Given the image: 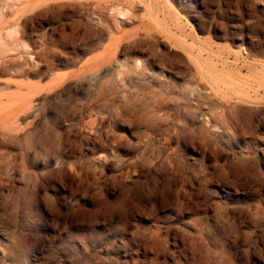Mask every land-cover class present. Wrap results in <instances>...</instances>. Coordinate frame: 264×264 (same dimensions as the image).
I'll list each match as a JSON object with an SVG mask.
<instances>
[{"label":"rangeland","instance_id":"obj_1","mask_svg":"<svg viewBox=\"0 0 264 264\" xmlns=\"http://www.w3.org/2000/svg\"><path fill=\"white\" fill-rule=\"evenodd\" d=\"M4 19L0 264H264V0Z\"/></svg>","mask_w":264,"mask_h":264},{"label":"bare ground","instance_id":"obj_2","mask_svg":"<svg viewBox=\"0 0 264 264\" xmlns=\"http://www.w3.org/2000/svg\"><path fill=\"white\" fill-rule=\"evenodd\" d=\"M45 1L47 0H0V32L2 30L8 29L10 31V34L11 32H14L15 34L20 30L21 27H23V24L19 21H15L12 23L5 21L4 18L8 14V11H11L12 13H17L19 11L33 9L38 6L40 2L44 3ZM90 9H92V7H90ZM121 10L122 9L119 10L120 13H122ZM99 12H101V10Z\"/></svg>","mask_w":264,"mask_h":264}]
</instances>
